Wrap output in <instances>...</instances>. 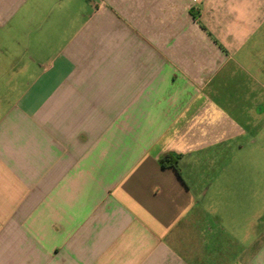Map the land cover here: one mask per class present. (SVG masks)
Instances as JSON below:
<instances>
[{
	"label": "crops",
	"instance_id": "crops-1",
	"mask_svg": "<svg viewBox=\"0 0 264 264\" xmlns=\"http://www.w3.org/2000/svg\"><path fill=\"white\" fill-rule=\"evenodd\" d=\"M263 24L264 0H0V264H264Z\"/></svg>",
	"mask_w": 264,
	"mask_h": 264
},
{
	"label": "rangeland",
	"instance_id": "rangeland-1",
	"mask_svg": "<svg viewBox=\"0 0 264 264\" xmlns=\"http://www.w3.org/2000/svg\"><path fill=\"white\" fill-rule=\"evenodd\" d=\"M260 30L257 33L258 36L260 35L259 36L260 39L256 40L254 43L252 42L253 39L247 41L243 45V49H242L244 53L252 55L255 59H257L259 56L263 57L264 54V24L261 26ZM259 77L262 79V81H264L263 75Z\"/></svg>",
	"mask_w": 264,
	"mask_h": 264
},
{
	"label": "trees",
	"instance_id": "trees-1",
	"mask_svg": "<svg viewBox=\"0 0 264 264\" xmlns=\"http://www.w3.org/2000/svg\"><path fill=\"white\" fill-rule=\"evenodd\" d=\"M159 160H160V164L163 167L172 166L176 170H178L177 169V159L172 157L171 155H169V154L162 155Z\"/></svg>",
	"mask_w": 264,
	"mask_h": 264
}]
</instances>
